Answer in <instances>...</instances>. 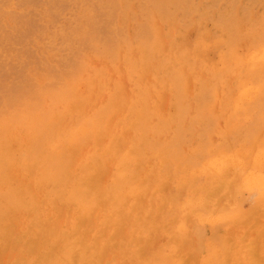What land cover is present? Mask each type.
<instances>
[{"label":"rangeland","instance_id":"obj_1","mask_svg":"<svg viewBox=\"0 0 264 264\" xmlns=\"http://www.w3.org/2000/svg\"><path fill=\"white\" fill-rule=\"evenodd\" d=\"M0 264H264V0H0Z\"/></svg>","mask_w":264,"mask_h":264},{"label":"bare ground","instance_id":"obj_2","mask_svg":"<svg viewBox=\"0 0 264 264\" xmlns=\"http://www.w3.org/2000/svg\"><path fill=\"white\" fill-rule=\"evenodd\" d=\"M229 193V192H228ZM193 216V215H192ZM187 225V224H186Z\"/></svg>","mask_w":264,"mask_h":264}]
</instances>
